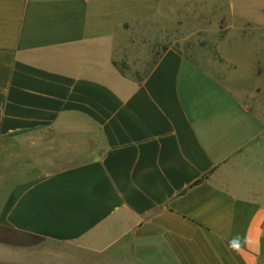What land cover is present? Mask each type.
Listing matches in <instances>:
<instances>
[{
  "label": "crops",
  "instance_id": "obj_1",
  "mask_svg": "<svg viewBox=\"0 0 264 264\" xmlns=\"http://www.w3.org/2000/svg\"><path fill=\"white\" fill-rule=\"evenodd\" d=\"M262 1L0 0V156L80 158L0 182V264H264V118L176 43L149 52L183 12L260 43Z\"/></svg>",
  "mask_w": 264,
  "mask_h": 264
},
{
  "label": "rangeland",
  "instance_id": "obj_2",
  "mask_svg": "<svg viewBox=\"0 0 264 264\" xmlns=\"http://www.w3.org/2000/svg\"><path fill=\"white\" fill-rule=\"evenodd\" d=\"M261 4L264 6V0ZM231 11L238 14L237 4ZM180 16L181 28L174 30L173 26L171 27L166 22L159 42L157 40V44L151 43L149 52L158 50L162 52L176 43L174 48L195 60L223 86L233 92H241V95L245 96L249 102L254 114L264 118V31L261 32V42L254 43L256 36L253 32L243 30L239 20L230 15L227 16V21H223L224 23L220 25L219 29L215 14L210 15L212 20H209L207 15L196 13L183 12L177 15L178 18ZM252 16L255 23L264 26V12L261 11V13ZM134 48L140 51V48ZM143 48L146 49L142 45L141 51ZM145 49H143V53H145ZM138 51L135 50L130 59L127 57L119 61L125 74L140 75L151 66L153 58L149 62H142L141 59H137L141 53L140 51L138 55ZM143 53L142 55H145ZM126 54L130 56L128 52ZM69 149L68 145L62 141L44 144L36 151L13 148L12 151L5 152L0 156V178L5 179L4 181L0 179V182L8 184V179L20 178L22 175L15 172L13 167H17L25 160L29 165L24 169L32 176L56 172L80 162L77 154Z\"/></svg>",
  "mask_w": 264,
  "mask_h": 264
}]
</instances>
